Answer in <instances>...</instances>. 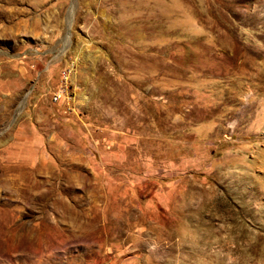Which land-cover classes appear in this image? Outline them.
Listing matches in <instances>:
<instances>
[{"label":"rangeland","instance_id":"rangeland-1","mask_svg":"<svg viewBox=\"0 0 264 264\" xmlns=\"http://www.w3.org/2000/svg\"><path fill=\"white\" fill-rule=\"evenodd\" d=\"M0 264H264V0H0Z\"/></svg>","mask_w":264,"mask_h":264},{"label":"built area","instance_id":"built-area-1","mask_svg":"<svg viewBox=\"0 0 264 264\" xmlns=\"http://www.w3.org/2000/svg\"><path fill=\"white\" fill-rule=\"evenodd\" d=\"M64 90H67V89L63 87L59 92H57V93L53 96L54 100H57V99H59L61 96H63V92H64Z\"/></svg>","mask_w":264,"mask_h":264}]
</instances>
